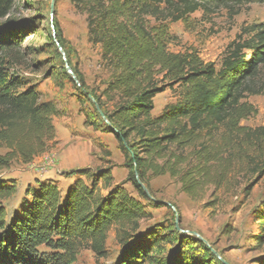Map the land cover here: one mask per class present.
<instances>
[{
  "label": "trees",
  "instance_id": "obj_1",
  "mask_svg": "<svg viewBox=\"0 0 264 264\" xmlns=\"http://www.w3.org/2000/svg\"><path fill=\"white\" fill-rule=\"evenodd\" d=\"M71 1L86 15L89 41L100 45L110 70V82L99 95L84 93L93 109L84 123L114 138L127 176L112 185L110 168L77 171L89 184L75 177L64 191L54 181L37 182L11 213L4 202L17 193V185L0 178V264H76L81 250L104 258L111 232L124 249L117 264H223L199 239L172 237L175 226L165 236L139 233L147 213L123 186L129 184L149 202L135 174L147 191L148 181L167 176L197 201L210 189H235L247 169L264 174V127L241 126L257 113L247 97L264 92L256 82L264 67V23L244 29L218 67L192 50H168L171 24L186 26L193 14L207 18L219 9L236 16L242 7L264 5V0ZM13 7L14 0H0V21ZM53 28L63 50L60 30L56 24ZM20 39L18 30H2L0 55L9 57ZM6 64L0 61V144L6 149L0 170L15 160L30 164L47 152L59 114L52 103H39L35 90ZM71 71L85 92L84 81ZM166 89L176 100L153 115V101ZM106 103L112 104L110 111ZM258 216L261 224L264 211ZM261 226L259 243H264ZM163 243L172 250H164Z\"/></svg>",
  "mask_w": 264,
  "mask_h": 264
},
{
  "label": "rangeland",
  "instance_id": "obj_2",
  "mask_svg": "<svg viewBox=\"0 0 264 264\" xmlns=\"http://www.w3.org/2000/svg\"><path fill=\"white\" fill-rule=\"evenodd\" d=\"M190 20L186 26L181 22L169 26L174 38L168 44V50L172 53L192 50L204 63H214L218 67L228 45L244 29L264 23V5L242 7L236 16H230L222 9L207 18L195 13ZM55 24L63 39L64 56L54 41ZM2 30H18L21 39L9 57L0 55V61L4 60L11 73L35 90L39 103H52L59 112L52 121L55 140L49 144L47 152L30 164L23 165L15 160L10 167L0 170L1 179L14 180L17 185V193L4 202L7 211L16 210L25 197L26 188L37 182L54 181L63 191L73 184L75 177L89 184L86 177L77 175V171L95 173L110 168L112 185L124 183L127 169L118 143L111 135L84 123L85 114L93 113L91 104L84 100V93L92 92L97 96L110 82V70L102 60L100 45L89 41L86 15L71 0H14L7 18L0 21V32ZM65 53L70 69L84 81L85 92L76 76L74 81L66 73ZM256 82L264 87V67ZM175 100V94L169 89L157 95L153 101V115ZM246 100L257 113L242 121L241 126L264 127V92ZM105 108L110 111L112 104L106 103ZM5 152L0 144V154ZM238 182L235 189H210L197 201L183 194L176 180L167 176L147 182L149 202L129 184H124L123 188L142 203L147 213L141 222L139 233L142 235L149 232L165 236L177 222L179 230L172 234L176 240L181 235L199 239L190 234L195 233L227 264H257L264 258V243H259L264 222L257 221L260 212L264 211V174L247 169L239 175ZM112 235L111 232L107 236L104 258H97L90 250H81L76 264H117L124 249ZM163 245L164 250L165 247L172 250L171 246ZM41 251L50 253L44 248Z\"/></svg>",
  "mask_w": 264,
  "mask_h": 264
},
{
  "label": "water",
  "instance_id": "obj_3",
  "mask_svg": "<svg viewBox=\"0 0 264 264\" xmlns=\"http://www.w3.org/2000/svg\"><path fill=\"white\" fill-rule=\"evenodd\" d=\"M55 41V40H54ZM56 47L58 49V51L61 53V55L64 56V52L62 50V48L56 43ZM64 62H65V71L68 75L71 76V78L76 81V78H75V75L73 74V72L71 71L70 67L66 64V60L64 59ZM102 118H104L103 114H100ZM107 122V121H106ZM135 177H136V181L137 183L139 184V186L142 188V190L144 191V193L146 195H148V197L150 198V195L147 191V189L139 182V179L137 177V175L135 174ZM176 229L179 230L178 228V225H177V222H176V225H175ZM196 237H198L201 241L205 242L199 235L195 234V233H190ZM214 253V255L223 263V264H227L226 262H224L223 260H221V258L219 257V255L217 253H215L214 251H212Z\"/></svg>",
  "mask_w": 264,
  "mask_h": 264
}]
</instances>
